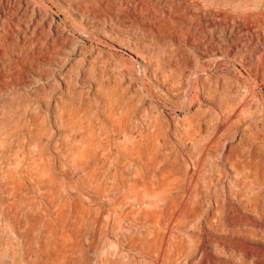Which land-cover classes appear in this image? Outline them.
Returning <instances> with one entry per match:
<instances>
[{"label":"rangeland","instance_id":"1","mask_svg":"<svg viewBox=\"0 0 264 264\" xmlns=\"http://www.w3.org/2000/svg\"><path fill=\"white\" fill-rule=\"evenodd\" d=\"M0 264H264V0H0Z\"/></svg>","mask_w":264,"mask_h":264},{"label":"bare ground","instance_id":"2","mask_svg":"<svg viewBox=\"0 0 264 264\" xmlns=\"http://www.w3.org/2000/svg\"><path fill=\"white\" fill-rule=\"evenodd\" d=\"M212 54H213V53H212ZM132 147H133V146H132ZM132 147H131V148H132ZM129 148H130V147H129ZM133 149H134V148H133ZM127 150H128V149H127ZM155 213H156V212H155ZM160 213H161V212H160ZM160 215H162V214H160ZM154 216H155V214H154ZM169 217H170V216H169ZM169 217H168V218H169ZM172 217H173V216H172ZM174 217H175V216H174ZM174 217H173V218H174ZM157 218H158V217H157ZM162 219H163V218H162ZM157 220H158V219H157ZM168 221H169V220H168ZM162 223H163V221H162ZM174 223H175V222H174ZM179 223H180V222H179ZM171 224H172V223H171ZM167 225H168V224H167Z\"/></svg>","mask_w":264,"mask_h":264}]
</instances>
